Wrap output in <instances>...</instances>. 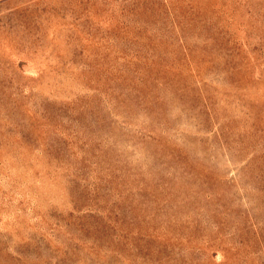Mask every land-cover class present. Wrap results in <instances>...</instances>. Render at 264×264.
I'll use <instances>...</instances> for the list:
<instances>
[{
    "label": "rangeland",
    "instance_id": "1",
    "mask_svg": "<svg viewBox=\"0 0 264 264\" xmlns=\"http://www.w3.org/2000/svg\"><path fill=\"white\" fill-rule=\"evenodd\" d=\"M0 264H264V0H0Z\"/></svg>",
    "mask_w": 264,
    "mask_h": 264
}]
</instances>
